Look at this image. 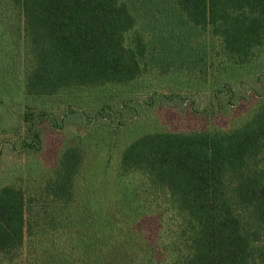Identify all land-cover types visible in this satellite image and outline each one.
I'll return each instance as SVG.
<instances>
[{
	"label": "trees",
	"instance_id": "1",
	"mask_svg": "<svg viewBox=\"0 0 264 264\" xmlns=\"http://www.w3.org/2000/svg\"><path fill=\"white\" fill-rule=\"evenodd\" d=\"M0 1L13 6V22L30 44L26 94L136 89L148 46L139 36L127 42L135 21L125 0ZM163 1L167 26L209 34L229 80L226 97L214 90L210 106L190 110L208 119L223 113L231 86L254 76L259 101L250 117L237 127L192 132H150L143 125L118 154L121 175L132 179L108 202L87 181L84 147L65 146L31 191L0 187V264H264V0ZM164 101L193 106L176 93L138 103ZM136 115L137 107L125 103L86 117L115 116L119 128ZM23 122L24 136L9 144L23 153L41 149V123L62 128L44 111L25 109ZM160 203L176 211L178 223L149 241L135 224Z\"/></svg>",
	"mask_w": 264,
	"mask_h": 264
},
{
	"label": "rangeland",
	"instance_id": "2",
	"mask_svg": "<svg viewBox=\"0 0 264 264\" xmlns=\"http://www.w3.org/2000/svg\"><path fill=\"white\" fill-rule=\"evenodd\" d=\"M125 1L135 21L127 42L139 36L148 46L145 69L133 86L136 89L130 92L128 88L124 91L103 86L104 89L94 91H63L53 95L26 94L25 83L32 66L30 44L22 26L18 28L13 22V6L0 1V187L14 185L31 191L35 179L55 166L60 151L79 143L86 150L85 176L97 190L95 197L103 202L112 201L119 194L121 183L132 179L129 175L122 176L118 168L120 149L141 132L143 125L150 132H192L237 127L250 117L251 107L259 101L254 94L259 86L254 76L244 77L231 86L233 98L223 113L208 119L192 112L190 108L201 110L205 105L210 106L214 90H220L225 97L229 93L224 84L229 80L221 72L218 45L204 30L185 29L184 33L176 31L174 22V26L171 23L167 26L163 0ZM153 93H176L193 106L165 101L150 108L139 105L138 101L147 100ZM125 103L136 106L138 116L119 128L115 116L108 120L86 117L108 105L117 112ZM73 108L81 114L64 113ZM25 109L44 111L62 125L58 129L41 123V149L28 153L20 148L12 150L9 145L24 136ZM121 115L132 117L125 110H121ZM107 128L111 137L106 134ZM177 223L176 211L160 203L158 207L154 204L148 207L135 226L153 241L159 233L168 235Z\"/></svg>",
	"mask_w": 264,
	"mask_h": 264
}]
</instances>
